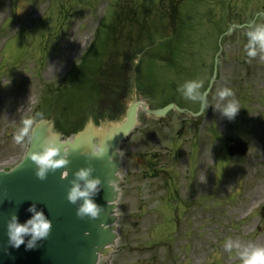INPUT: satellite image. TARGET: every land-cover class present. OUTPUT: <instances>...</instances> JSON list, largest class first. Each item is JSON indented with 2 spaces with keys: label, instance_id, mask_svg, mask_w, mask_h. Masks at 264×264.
I'll return each mask as SVG.
<instances>
[{
  "label": "rangeland",
  "instance_id": "374dc122",
  "mask_svg": "<svg viewBox=\"0 0 264 264\" xmlns=\"http://www.w3.org/2000/svg\"><path fill=\"white\" fill-rule=\"evenodd\" d=\"M16 1L0 0V170L21 162L29 130L20 144L13 137L38 109L46 111L53 98L50 93L81 61L99 28L104 34L107 25L120 22L121 10L153 5L156 11L170 2L29 0L34 8L21 23ZM263 9L264 0H185L179 6L185 36L176 69L161 71L157 63L156 74L169 89L158 87L156 103L143 97L142 101L159 106L169 96L198 109L199 99L185 98L180 88L187 81H198L202 93L212 75L220 33L233 19V23L248 22ZM247 43L241 32L225 41L219 80L208 112L197 125L176 113L160 123L141 113L139 128L125 152L137 145L143 149L144 144L149 151L167 148L173 154L162 163L166 171L159 178L142 179L126 171L118 208L120 239L109 259L100 264H242L246 248L264 246V53L248 57ZM116 62L107 59L108 65ZM81 86L57 98V104L66 108L65 116L77 114L82 108L78 102L92 93L87 83ZM224 88L233 91L228 99H235L240 107L231 120L221 110L226 100L218 92ZM109 92L114 93L112 88ZM153 126L164 133H150ZM143 129L153 135L143 137ZM233 136L249 144L246 157L228 156L226 141ZM229 238L230 250L225 248Z\"/></svg>",
  "mask_w": 264,
  "mask_h": 264
},
{
  "label": "water",
  "instance_id": "95a60500",
  "mask_svg": "<svg viewBox=\"0 0 264 264\" xmlns=\"http://www.w3.org/2000/svg\"><path fill=\"white\" fill-rule=\"evenodd\" d=\"M16 6L21 20L32 9V5L24 0L18 1ZM242 28L234 25L220 36L213 75L203 93V100H200L201 104L207 103L217 80L224 38L233 35L235 29ZM147 51L141 52L131 63L130 96L123 111L112 106L90 110L74 136L66 140L63 139L64 131L55 108L34 120L33 127L29 129L30 142L25 157L11 171H0V264H98L102 258L109 259L119 239L116 224L120 190L116 187L123 172L121 150L138 125L139 110L154 119H162L174 110L198 118L205 111L200 107L198 113H193L175 104L150 109L139 101L137 72ZM49 140L55 141L68 163L49 170L45 178L40 179L37 165L30 155L41 150ZM97 146H102L104 151L97 154ZM228 151L232 156H243L248 148L243 141L236 139ZM81 169H90V178L100 181L98 191L92 197L101 209L97 218L81 217L78 209L83 201L72 203L68 199L73 182L77 181L76 173ZM79 183L83 185L84 182ZM33 204L52 221L51 233L37 241L34 249H26L30 237H26L25 244L16 248L10 243L8 224L13 216L21 222L30 218L32 213L28 209Z\"/></svg>",
  "mask_w": 264,
  "mask_h": 264
},
{
  "label": "clouds",
  "instance_id": "9594fccd",
  "mask_svg": "<svg viewBox=\"0 0 264 264\" xmlns=\"http://www.w3.org/2000/svg\"><path fill=\"white\" fill-rule=\"evenodd\" d=\"M248 43L246 45V52L248 57H256L258 52L264 53V23L258 24L253 30L246 33ZM202 87L201 82L187 81L180 91L183 96L189 100H203L204 94L199 91ZM218 96L221 100H226L222 107V113L227 118L234 119L240 111L238 102L235 99H228L233 97L234 93L229 88L219 90ZM202 109H206L208 104L206 102L201 104ZM24 128L19 131L13 139L17 144L23 142L27 131L34 125L33 120H25L23 122ZM104 151L102 146H97L95 152L100 154ZM30 159L37 165V176L40 179L45 178L49 170H55L68 163L67 159L60 154V148L55 141H47L43 148L37 152L31 153ZM64 175H67L65 173ZM77 181L73 182V187L68 193V199L72 203L83 201L78 209V215L81 217L88 216L97 218L100 214V206L92 198L98 191L99 179L90 178V169H81L76 173ZM83 181V185L79 183ZM32 215L26 221L21 222L17 216H13L8 224V235L10 243L19 248L25 244V238L30 237L26 245V249L31 250L36 247L37 241L45 239L49 236L52 230V221L48 218L43 210H38L35 204L28 209ZM233 242L229 238L225 244V248L231 249ZM242 264H264V246L253 245L246 248L241 254Z\"/></svg>",
  "mask_w": 264,
  "mask_h": 264
},
{
  "label": "flooded vegetation",
  "instance_id": "af4514ba",
  "mask_svg": "<svg viewBox=\"0 0 264 264\" xmlns=\"http://www.w3.org/2000/svg\"><path fill=\"white\" fill-rule=\"evenodd\" d=\"M185 124V123H184ZM143 146L145 148L143 149H139L140 146H134V150H132V152L129 153V151L127 152L126 158H127V162L129 163V166H131V161L137 162V166H139V168H141V172L143 174L147 173V172H154L155 170H157V168L160 166V158L163 157V154H152V151L146 150V146L143 144ZM139 150H143V153L139 156H141L140 158H136L134 160V157H136L137 153L136 151ZM137 171V170H136Z\"/></svg>",
  "mask_w": 264,
  "mask_h": 264
}]
</instances>
